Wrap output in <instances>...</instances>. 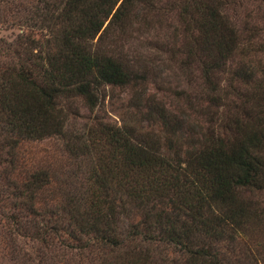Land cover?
I'll return each instance as SVG.
<instances>
[{
    "label": "trees",
    "instance_id": "trees-1",
    "mask_svg": "<svg viewBox=\"0 0 264 264\" xmlns=\"http://www.w3.org/2000/svg\"><path fill=\"white\" fill-rule=\"evenodd\" d=\"M251 2L264 13V0H17L8 21L5 1L0 24L20 31L0 39V235L8 251L32 264L20 237L34 264H60L66 254L83 264H264L247 246L264 221V20L258 26L247 12ZM172 13L178 30L153 47L168 64L127 56L134 28L148 33L152 17ZM162 64L187 81L186 108L174 123L163 108L143 114L167 133L162 142L98 121L80 154L94 153L96 191L55 187L51 164L19 155L64 138L75 99L92 112L101 86L138 88Z\"/></svg>",
    "mask_w": 264,
    "mask_h": 264
},
{
    "label": "rangeland",
    "instance_id": "rangeland-1",
    "mask_svg": "<svg viewBox=\"0 0 264 264\" xmlns=\"http://www.w3.org/2000/svg\"><path fill=\"white\" fill-rule=\"evenodd\" d=\"M7 0H0V22L5 19ZM11 5V14L15 13L17 0H9ZM256 2L249 3L247 12L253 16L255 23L262 27V19L264 20L263 11H257ZM8 21H12L15 15L8 17ZM244 12L238 13V19H243ZM153 26L147 32L141 34L135 28L131 31V37L124 44L125 53L129 56L139 57L140 61L147 64H157L158 61H164L163 64L169 63V55L167 52L156 51L153 47L155 39L164 40L169 37L175 29L178 30L179 23L174 13L165 17H152ZM17 25H2L0 24V39L12 40L18 32ZM150 39V40H149ZM20 55L24 56L25 43L20 42ZM264 63V58L260 59ZM160 66L157 71L151 73L148 81L138 88H120L111 86H101L98 93L97 104L92 112L86 111V108L80 99H75L70 103V108L74 109L75 117L68 121L67 133L64 138H52L50 140L25 145L19 150V155L23 158H33L38 163L51 164L55 170L54 185L61 187L72 194L85 195V192L91 193L96 191V184L93 183L91 173L96 169L94 153L80 155L83 145L88 143L89 132L98 130V121L106 123L110 126H129L137 128L142 132H152V134L160 139L167 136V133L162 129V126L157 119L146 122L143 120L146 111H151L152 108H163L170 115L171 120L178 117L181 110L186 108V103L180 95L182 90H190L189 85L178 74L173 75V71L167 66ZM199 82V81H198ZM190 92V91H189ZM153 101H152V100ZM66 108V106H64ZM173 117V118H172ZM99 119V120H98ZM82 135H84L82 137ZM88 135V136H87ZM95 140H98L96 134ZM66 141H69L65 147ZM96 142V141H95ZM98 144V142H97ZM98 148V147H97ZM98 153V151L96 152ZM264 201V199H260ZM257 201V200H256ZM251 237L255 240L249 241L247 246L254 251L260 252L264 256V221L255 229ZM16 244L20 249V253H24L33 260V250L30 249L31 243L22 240L18 237ZM9 244V239L5 235H0V264H30L26 263L16 251L11 249L8 251L6 244ZM83 264V260L77 256L66 254L64 260H60V264ZM248 264V263H244Z\"/></svg>",
    "mask_w": 264,
    "mask_h": 264
}]
</instances>
